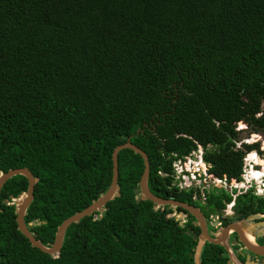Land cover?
I'll return each mask as SVG.
<instances>
[{"label":"trees","instance_id":"1","mask_svg":"<svg viewBox=\"0 0 264 264\" xmlns=\"http://www.w3.org/2000/svg\"><path fill=\"white\" fill-rule=\"evenodd\" d=\"M240 124L264 139V0H0V172L26 168L37 178L23 221L42 245L106 190L112 149L127 139L147 157L154 196L206 219L233 200L223 225L264 215L252 186L232 199L220 188L201 198L173 185L172 161L197 146L210 179L241 182L256 145L236 147ZM142 169L139 155L119 151V196L71 224L53 257L16 230L6 203L26 180L8 179L0 264H193L194 219L140 200ZM199 264L230 263L221 246L204 243Z\"/></svg>","mask_w":264,"mask_h":264},{"label":"water","instance_id":"2","mask_svg":"<svg viewBox=\"0 0 264 264\" xmlns=\"http://www.w3.org/2000/svg\"><path fill=\"white\" fill-rule=\"evenodd\" d=\"M124 149H128L134 154L139 155L142 160L143 169L138 180L139 199L151 202L155 208L166 207L172 210H174L175 208H179L194 219V225L198 227L199 234L197 236L196 244L192 255L193 264H199V255L204 243L221 246L227 254L228 263L237 264V262L232 259L230 250L225 244L231 233H235L236 242L231 241L229 243L230 245L238 243L241 244L242 248L252 253L253 255L264 256V243L261 245H257L246 242L242 236L241 226L239 225L238 221H234L223 227H220L217 230V234H209L207 232L204 218L198 208L187 203H182L172 199H161L151 194L147 188V178L149 172L147 157L143 151L131 144L128 139L124 143L117 145L112 149L110 155L111 177L106 190L101 191L99 193V196L94 201H92L87 207L64 218L62 222L56 227L52 243L47 246L42 245L37 239H35V234L29 231V228L32 226V223L25 224L23 221L25 211L33 198L32 192L33 187L37 182V178L33 177L26 168L8 169L6 172H0V189L8 179L14 176H22L26 180L25 191L21 192L16 198H12L11 202L6 204L14 206V221L16 230L27 240L31 248H35L41 253L52 257L56 256L61 248L64 233L71 224H75L80 219L90 216L93 213H102L105 210L106 203L112 200L114 197L119 196L117 186V154L119 151ZM253 216L264 217V215ZM247 264L252 263L248 261Z\"/></svg>","mask_w":264,"mask_h":264},{"label":"built area","instance_id":"3","mask_svg":"<svg viewBox=\"0 0 264 264\" xmlns=\"http://www.w3.org/2000/svg\"><path fill=\"white\" fill-rule=\"evenodd\" d=\"M236 147L239 148L240 144ZM203 152L204 150H202L200 146H197L195 149L191 150L186 157H183L182 159L177 158L171 163V177L173 185L176 187V189H178L179 191H188L189 189L197 190L201 198L203 197L204 191H207L213 187H225L224 179H210V177L207 176L206 165L202 159ZM191 157H194V160H192ZM243 164L246 165L247 168L249 167L248 170H250L252 167L251 164H245L244 162ZM241 178L244 181L248 182V184H246L247 187L243 190L245 191L247 188H250L252 186V184H249V182L252 181L246 180V174L244 172H242ZM234 187L235 186H233V188ZM254 194L258 196L264 195V182H259L258 186L256 187V190H254ZM183 222L184 219H182V222L178 221V224L182 225Z\"/></svg>","mask_w":264,"mask_h":264},{"label":"rangeland","instance_id":"4","mask_svg":"<svg viewBox=\"0 0 264 264\" xmlns=\"http://www.w3.org/2000/svg\"><path fill=\"white\" fill-rule=\"evenodd\" d=\"M238 127H239V132H237V136H236V146L241 144V143L252 144V145L255 144L256 145V149L251 150L249 152H246L244 154L243 162L245 164H251L252 169H255V170L258 169L259 170L260 165L258 163V166H257V164H255V160L254 161L251 160V158L253 157V155H251V154L255 155L256 161L258 160L259 162L264 163V145H263L264 139L259 135V133H255L253 128H250L248 126L246 128V126L241 125V124ZM253 133H255V134H253ZM252 136H256L255 138L257 139V141H253L251 139ZM248 157H250V158L248 159ZM191 159L194 160V157H191ZM244 166H245V168H244ZM248 169H249V167L247 168V166L243 164L242 172H244L246 174V180L256 179L255 181L251 180L252 182H249V184L253 183L252 187L254 188V190H256V187L258 186L259 182L260 181L264 182V179L261 177L262 173L257 172L258 170L253 171L251 169L249 172V177L251 178L250 179L247 177V170ZM254 174H257V177H255ZM232 183H233V186H235L234 188H236L235 192H238V191L242 192L247 187L246 184H248V182L244 181V180H242L241 182H238V183H235L232 181ZM226 190H230V189L227 188ZM230 213H231L230 210L225 209L223 216H228V215H230ZM171 215L174 217V219H177L180 222H182V219H184V217L181 213H175L174 212ZM238 222H239V225L241 226L242 229H245L247 232H250V234L254 235L255 237H260L261 235H264V230H262L263 225H264V223H262V222H264V217L250 216V217H248L246 219H242ZM210 225L217 227V219L214 216H211ZM249 225H250V227H249ZM216 231L212 232V229L210 230V232H212V233H215ZM232 259H233V257H232Z\"/></svg>","mask_w":264,"mask_h":264},{"label":"flooded vegetation","instance_id":"5","mask_svg":"<svg viewBox=\"0 0 264 264\" xmlns=\"http://www.w3.org/2000/svg\"><path fill=\"white\" fill-rule=\"evenodd\" d=\"M221 180H223V179H221ZM243 179L241 178V181H242ZM225 181V180H224ZM236 183V182H235ZM225 185V187L224 188H220L222 191H224V192H227V193H229L230 195H231V197H232V199L237 195V193H239V191L238 192H232V190H234L235 191V189L236 188H232L233 187V184H232V182L230 181V182H225L224 183ZM253 184V183H252ZM230 189V190H226V189ZM233 200L231 201V202H229V203H227L226 205H225V208L224 209H222L219 213H216L215 215H213L216 219H217V227H215V226H211L210 225V219H211V216H209V218L208 219H206L205 217H204V215H203V212H204V210H201V209H199L198 208V210L200 211V213L202 214V216H203V218H204V221H205V223H206V228H207V232L209 233V234H213L212 232L213 231H216V230H218L220 227H223V226H225V225H227V224H229V223H231V222H234V221H230V222H228V223H226V224H222V221L223 220H225V218L226 217H230V216H232L233 215V211H232V206H233ZM201 204H203V202L201 201ZM225 209H227V210H230V215H228V216H223V213H224V210ZM264 223V222H263ZM213 227H215L214 228V230H213ZM212 229V232H210V230ZM253 236V241L255 242V244H257L256 243V239H258V238H260V237H264V235H261L260 237H255L254 235H252ZM231 241H235L236 242V235H235V233H231L230 235H229V237H228V240H227V246H228V248H229V250H230V252H231V256L233 257V259L237 262V264H247V262L249 261V262H251L252 264H264V256H256V255H253L252 253H250V252H248L247 250H245L244 248H242V246H241V244H238V243H236V244H234V245H230L229 243L231 242ZM264 243V242H263ZM262 243V244H263ZM257 245H261V244H257ZM239 257H242L243 258V261H239L238 260V258Z\"/></svg>","mask_w":264,"mask_h":264},{"label":"bare ground","instance_id":"6","mask_svg":"<svg viewBox=\"0 0 264 264\" xmlns=\"http://www.w3.org/2000/svg\"><path fill=\"white\" fill-rule=\"evenodd\" d=\"M251 155H253V157L251 158V160H253V161L255 160V164H256L257 161H256V159H255V155H254V154H251ZM249 158H250V157H248V159H249ZM251 169H252V168H251ZM251 169H250V170H251ZM250 170L247 172V177H248V178H250V177H249V172H250ZM252 170H253V171H256L257 169H256V170H255V169H252ZM257 172H262V171H259V170H258ZM250 179H251V178H250ZM253 180H256V179H253ZM262 223H263V222H262ZM249 227H250V225H249ZM251 227H252V226H251ZM262 230H264V225H263V229H262ZM241 231H242V236H243V238L245 239L246 242H248V243H250V244H255V242L253 241V237H252V235L250 234V232H247L245 229H242V228H241ZM215 233L217 234L218 231H216ZM225 244H226V243H225Z\"/></svg>","mask_w":264,"mask_h":264},{"label":"clouds","instance_id":"7","mask_svg":"<svg viewBox=\"0 0 264 264\" xmlns=\"http://www.w3.org/2000/svg\"><path fill=\"white\" fill-rule=\"evenodd\" d=\"M250 162V161H249ZM264 179V177H262ZM253 181V179H251Z\"/></svg>","mask_w":264,"mask_h":264}]
</instances>
